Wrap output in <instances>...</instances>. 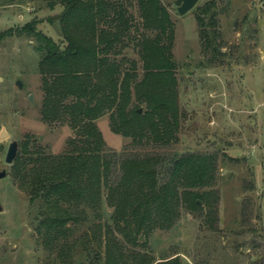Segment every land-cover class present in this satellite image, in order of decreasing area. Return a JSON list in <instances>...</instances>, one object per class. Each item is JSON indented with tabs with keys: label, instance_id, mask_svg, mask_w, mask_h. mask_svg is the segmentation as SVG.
Returning a JSON list of instances; mask_svg holds the SVG:
<instances>
[{
	"label": "rangeland",
	"instance_id": "374dc122",
	"mask_svg": "<svg viewBox=\"0 0 264 264\" xmlns=\"http://www.w3.org/2000/svg\"><path fill=\"white\" fill-rule=\"evenodd\" d=\"M129 1L139 21V5ZM161 1L174 21L181 110L177 140L165 145L132 141L111 128L109 112L95 124L113 176L120 172L121 159L133 154H215L214 180L198 189L211 191L212 213L206 203L196 210L183 208L175 224L142 235L144 243L135 249L157 260L178 255L181 264H264V0H197L183 14L175 0ZM62 9L47 0H0V31H7L0 37V169L7 171L0 178V264H88L86 254L93 256L101 237L96 224L109 221L113 211L103 186L96 211L80 204L84 213L67 223L68 244L50 249L35 231L40 202L30 200L15 170L32 142L58 154L73 134L68 124L41 118L40 52L34 37L20 30L35 19L36 27L60 44L64 40L56 16ZM199 18L208 23L210 43ZM124 54L139 59L132 44ZM136 70L143 71L140 60ZM12 140L17 141L16 155L6 163Z\"/></svg>",
	"mask_w": 264,
	"mask_h": 264
},
{
	"label": "trees",
	"instance_id": "16d2710c",
	"mask_svg": "<svg viewBox=\"0 0 264 264\" xmlns=\"http://www.w3.org/2000/svg\"><path fill=\"white\" fill-rule=\"evenodd\" d=\"M54 2L63 8L56 17L64 42L38 29L35 19L20 28L34 37L40 52L41 118L68 124L73 132L61 153H48L32 142L17 162L30 200L40 202L35 231L50 249L65 247L67 223L84 213L80 204L96 211L105 186L113 211L109 221L96 224L101 237L93 256L86 254L88 264H181L178 255L152 259L135 245L143 244L140 237L147 238L154 228L175 224L183 208L196 210L206 203L211 215V191L198 189L212 184L216 155L133 154L121 159L120 172L113 176L95 124L109 112L111 128L132 141L165 145L177 140L181 110L169 10L161 0H136L138 21L127 0H47ZM214 14L209 24H215ZM199 19L210 43L208 23ZM6 32L0 31V37ZM130 44L138 60L124 54ZM139 60L142 72L136 70Z\"/></svg>",
	"mask_w": 264,
	"mask_h": 264
},
{
	"label": "water",
	"instance_id": "95a60500",
	"mask_svg": "<svg viewBox=\"0 0 264 264\" xmlns=\"http://www.w3.org/2000/svg\"><path fill=\"white\" fill-rule=\"evenodd\" d=\"M197 2V0H175L174 3L177 5V9L178 12L180 14H183L189 10H191L193 8V6L195 5V3ZM17 86L21 85V81L18 79L15 83ZM29 99L30 96L28 97ZM3 130L0 131V133H2ZM16 148H17V141L16 140H12L8 143V146L5 150V157L4 160L6 163H10L13 158L15 157V152H16ZM6 170L5 167L0 169V178H3L6 175ZM2 210V206L0 203V211Z\"/></svg>",
	"mask_w": 264,
	"mask_h": 264
}]
</instances>
